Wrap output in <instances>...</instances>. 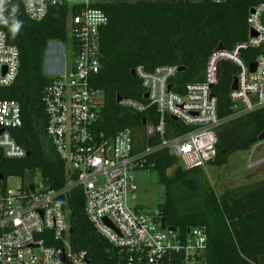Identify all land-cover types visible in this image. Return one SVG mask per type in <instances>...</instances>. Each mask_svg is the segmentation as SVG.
<instances>
[{"label":"built area","instance_id":"obj_1","mask_svg":"<svg viewBox=\"0 0 264 264\" xmlns=\"http://www.w3.org/2000/svg\"><path fill=\"white\" fill-rule=\"evenodd\" d=\"M20 2L24 15L33 22L43 20L52 8L66 10L72 63L68 70L50 78L41 98L45 134L66 165V175L59 189H49L43 182L37 189L23 184L10 189L7 179L13 176L0 178V264H90L86 252L72 251L69 242L64 202L75 187L82 191L86 219L123 255L126 264H204L205 228L191 227L185 234L168 231L161 228L158 211L149 215L136 205L130 206L137 191L132 173L154 168L151 156L159 150L173 156L183 171L203 169L214 161L215 129L220 121L212 89L223 62L238 69L236 89L230 86L229 94L233 108L240 109L238 114L264 106V53L252 62L253 72L239 57L241 50L264 43V3L249 11L247 40L231 51L215 49L207 61L203 82L179 87L174 82L177 66H158L152 71L135 68L142 100L121 98L117 104L135 113L153 110L154 114L144 118L142 131L124 128L106 135L98 130L104 92L93 86L100 69V29L107 23L105 13L96 7L101 0ZM0 7V87H5L17 77L19 50L7 42L1 28L6 21L4 3ZM21 123L19 104L0 100V160L26 156L11 134ZM263 163L264 157L250 162L248 168Z\"/></svg>","mask_w":264,"mask_h":264},{"label":"trees","instance_id":"obj_2","mask_svg":"<svg viewBox=\"0 0 264 264\" xmlns=\"http://www.w3.org/2000/svg\"><path fill=\"white\" fill-rule=\"evenodd\" d=\"M261 3L264 0H101L96 7L105 13L107 23L100 29V69L93 80V86L104 92L98 130L106 135L124 128L142 131V119L154 111L139 114L116 103V97L142 100L140 82L131 71L139 66L146 71L158 66L184 67L174 79L179 87L203 82L207 61L219 44L231 51L247 40L246 18ZM4 5L7 23L1 28L7 42L19 50V69L13 83L0 87V100L19 104L22 123L11 134L28 155L1 159L0 174L23 178L37 171L45 186L59 189L65 183L66 165L45 134L41 98L50 78L42 73V60L49 42L66 41V10L52 8L43 20L33 22L24 15L20 0H4ZM14 22L21 25L15 34ZM259 53H264V43L241 50L239 57L250 64ZM237 74L234 64L223 62L212 89L220 121L215 129L216 156L209 163L215 166L223 165L234 152L250 150L264 131V106L244 115L233 108L229 94ZM151 160L165 185L160 208L166 226L181 234L191 227L205 228L204 264H264V180L240 194L216 196L210 187L193 185L200 169L183 171L178 167L167 176L177 160L165 150L154 153ZM174 184L188 192V197L177 202L170 191ZM191 198L198 199L192 203ZM64 204L72 251L86 252L90 264H126L123 255L86 219L79 187L70 191Z\"/></svg>","mask_w":264,"mask_h":264},{"label":"rangeland","instance_id":"obj_3","mask_svg":"<svg viewBox=\"0 0 264 264\" xmlns=\"http://www.w3.org/2000/svg\"><path fill=\"white\" fill-rule=\"evenodd\" d=\"M70 35L66 37V41H51L47 44L42 60V73L51 78L58 71H66L72 63V55L70 52ZM249 153L252 156L249 157ZM264 157V131L258 138L257 143L246 151H237L229 155L226 162L221 166L213 164L206 165L200 169V173L194 186L204 188L210 187L216 196L232 193V195L240 194L249 187L256 185L264 180V163L254 168H248L250 162H255ZM178 169V165H174L167 170V176ZM134 183L137 186L136 200L131 202L130 206H138L143 213L153 214L160 210V206L165 200V185L159 181V175L156 170L143 169L132 173ZM42 179L39 172L26 173L24 178L10 177L7 179V186L10 189H16L21 184L24 187L38 188ZM195 183V184H194ZM171 195L178 201L188 197V192L181 190L176 184L170 187ZM195 203L198 198H191Z\"/></svg>","mask_w":264,"mask_h":264},{"label":"water","instance_id":"obj_4","mask_svg":"<svg viewBox=\"0 0 264 264\" xmlns=\"http://www.w3.org/2000/svg\"><path fill=\"white\" fill-rule=\"evenodd\" d=\"M251 12H252V10H251ZM250 36H254V33L251 32L250 33ZM222 49L223 48H222V45L221 44H219L218 47L216 48L217 51H220ZM254 67H255V64L254 63L249 64V70H250V72H253L254 71ZM183 70H184V67H178V71L179 72H182ZM131 76L132 77H135L133 70L131 71ZM219 78H220V71H219V68H217V79L219 80ZM236 84H237V78H233V81H232V84H231V90H235L236 89ZM146 97H147V95H144V98H146ZM120 100H121L120 97H116V103H119ZM172 119L175 120V118H172ZM144 123H145V120L143 118L142 119V124H144ZM1 132H2V130H1ZM26 155H28V153H26ZM1 177H2V174H0V178ZM158 215L160 216V225H161V228L162 229L166 228L167 226H166V223H165V212H164V210L163 209H160L158 211ZM167 230L168 231H174L175 229L174 228H171V227H167ZM69 233H71V229H69Z\"/></svg>","mask_w":264,"mask_h":264},{"label":"clouds","instance_id":"obj_5","mask_svg":"<svg viewBox=\"0 0 264 264\" xmlns=\"http://www.w3.org/2000/svg\"><path fill=\"white\" fill-rule=\"evenodd\" d=\"M3 3H4V0H0V6H2ZM2 11H3V9H2V7H0V13H2ZM0 19H2V16H0ZM4 22L7 23V21H4ZM20 26L21 25H20L19 22H14L13 23L12 31H13L14 34L19 30Z\"/></svg>","mask_w":264,"mask_h":264},{"label":"crops","instance_id":"obj_6","mask_svg":"<svg viewBox=\"0 0 264 264\" xmlns=\"http://www.w3.org/2000/svg\"><path fill=\"white\" fill-rule=\"evenodd\" d=\"M61 73H63V71H58V72L54 73V75H58V74H61ZM254 145H255V144H254ZM254 145H253V146H254ZM253 146H252V147H253ZM252 147H251V148H252ZM160 209H161V208H160Z\"/></svg>","mask_w":264,"mask_h":264}]
</instances>
